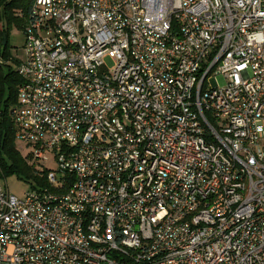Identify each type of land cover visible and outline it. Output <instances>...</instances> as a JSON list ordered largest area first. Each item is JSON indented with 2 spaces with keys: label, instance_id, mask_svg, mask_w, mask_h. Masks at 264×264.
Masks as SVG:
<instances>
[{
  "label": "built area",
  "instance_id": "2783aa9c",
  "mask_svg": "<svg viewBox=\"0 0 264 264\" xmlns=\"http://www.w3.org/2000/svg\"><path fill=\"white\" fill-rule=\"evenodd\" d=\"M25 50L14 136L55 167L0 170V264H264V0H32Z\"/></svg>",
  "mask_w": 264,
  "mask_h": 264
},
{
  "label": "trees",
  "instance_id": "16d2710c",
  "mask_svg": "<svg viewBox=\"0 0 264 264\" xmlns=\"http://www.w3.org/2000/svg\"><path fill=\"white\" fill-rule=\"evenodd\" d=\"M32 0H0V55L8 56L7 44L9 28L12 25L23 28L28 21V12ZM3 37L6 44L3 47ZM18 64V63H17ZM20 83L17 69L10 67L5 70L0 65V170L4 176L16 174L19 178L28 181L31 187L46 185L45 169L32 171L15 146L14 127L9 114V107L15 103L16 88Z\"/></svg>",
  "mask_w": 264,
  "mask_h": 264
},
{
  "label": "rangeland",
  "instance_id": "374dc122",
  "mask_svg": "<svg viewBox=\"0 0 264 264\" xmlns=\"http://www.w3.org/2000/svg\"><path fill=\"white\" fill-rule=\"evenodd\" d=\"M7 37V51L9 54L8 56L6 55V58L1 55L3 64L2 67L5 70H7L8 67L15 70L17 68V63H20L26 59L25 31L23 28L17 27L14 24L9 28V33ZM5 44H3L2 46L4 47ZM219 82L220 84L222 83L220 79ZM15 146L27 166H29L32 171L43 170L48 168L51 169L55 167V164L52 160H50L49 162L39 161L38 164H36L33 159L30 158L28 147L21 141L15 140ZM4 179L6 180V185L9 191L20 197L24 194L26 190L30 189V183H32V179L25 181L19 178L15 173L8 176L3 175L1 177V183L3 184Z\"/></svg>",
  "mask_w": 264,
  "mask_h": 264
},
{
  "label": "water",
  "instance_id": "95a60500",
  "mask_svg": "<svg viewBox=\"0 0 264 264\" xmlns=\"http://www.w3.org/2000/svg\"><path fill=\"white\" fill-rule=\"evenodd\" d=\"M4 39H3V44H5L6 43V41H5V37H3Z\"/></svg>",
  "mask_w": 264,
  "mask_h": 264
}]
</instances>
